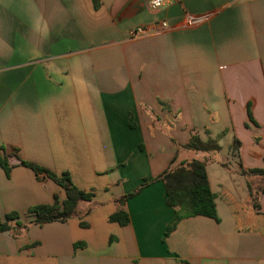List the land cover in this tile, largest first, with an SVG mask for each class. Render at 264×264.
I'll return each mask as SVG.
<instances>
[{"label":"crops","instance_id":"obj_1","mask_svg":"<svg viewBox=\"0 0 264 264\" xmlns=\"http://www.w3.org/2000/svg\"><path fill=\"white\" fill-rule=\"evenodd\" d=\"M148 1L0 0V219L27 225L0 232V264H264V176L243 173L264 170V0ZM192 135L216 150L187 149ZM192 160L216 220L165 237L161 181L124 197ZM20 161L67 172L92 200L29 223L65 194Z\"/></svg>","mask_w":264,"mask_h":264},{"label":"trees","instance_id":"obj_2","mask_svg":"<svg viewBox=\"0 0 264 264\" xmlns=\"http://www.w3.org/2000/svg\"><path fill=\"white\" fill-rule=\"evenodd\" d=\"M185 147L196 151L216 150V145L213 144V142L208 141L207 143H202L196 135L191 136L189 143ZM20 162L23 166L32 170L37 177L43 176L53 181L65 194V198L62 202L55 199L51 205H36L29 208L27 212L33 217L29 223L39 226L52 222L63 223L76 214L77 206L80 202H89L92 200V191L85 192L78 189L71 181L70 175L67 172L56 175L36 164L25 161ZM0 167L6 174L9 172L10 168L6 158L0 157ZM243 173L264 176V170L260 169L243 170ZM155 181H161L163 183L165 187L166 204L174 209L176 213V221L167 227L165 237L173 231L177 221L183 218L203 216L216 220L214 196L208 185L203 162L192 160L176 168H169L157 178L141 184L136 190L127 194L124 200L134 196L141 191V189ZM254 208L258 210L257 205H255ZM18 217L19 215L17 213H11L6 215L3 219H0V232L20 230L27 227V225L18 222ZM109 220L121 226L129 222L128 215L123 210H118L109 217ZM75 245L77 247L81 244Z\"/></svg>","mask_w":264,"mask_h":264},{"label":"built area","instance_id":"obj_3","mask_svg":"<svg viewBox=\"0 0 264 264\" xmlns=\"http://www.w3.org/2000/svg\"><path fill=\"white\" fill-rule=\"evenodd\" d=\"M164 3V0H149L148 1V7L150 10L152 11H155L157 9H159L160 7H162ZM162 27H166L165 24H162ZM147 29H144V28H136L134 30H131L130 31V34L132 36H138V35H141V34H144L146 32Z\"/></svg>","mask_w":264,"mask_h":264},{"label":"rangeland","instance_id":"obj_4","mask_svg":"<svg viewBox=\"0 0 264 264\" xmlns=\"http://www.w3.org/2000/svg\"><path fill=\"white\" fill-rule=\"evenodd\" d=\"M186 155H187V157H189V159H194V158H195V157H194V153L191 152V151H187V152H186Z\"/></svg>","mask_w":264,"mask_h":264}]
</instances>
